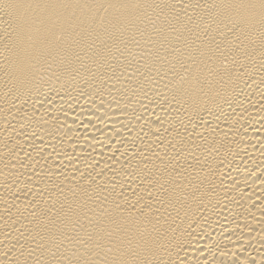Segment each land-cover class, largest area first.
Returning <instances> with one entry per match:
<instances>
[{"label": "bare ground", "instance_id": "bare-ground-1", "mask_svg": "<svg viewBox=\"0 0 264 264\" xmlns=\"http://www.w3.org/2000/svg\"><path fill=\"white\" fill-rule=\"evenodd\" d=\"M0 264H264V0H0Z\"/></svg>", "mask_w": 264, "mask_h": 264}]
</instances>
